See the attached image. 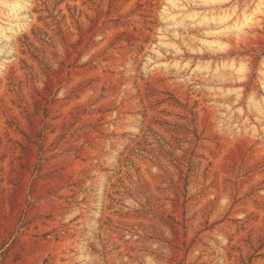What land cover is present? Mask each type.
I'll list each match as a JSON object with an SVG mask.
<instances>
[{
	"label": "rangeland",
	"instance_id": "1",
	"mask_svg": "<svg viewBox=\"0 0 264 264\" xmlns=\"http://www.w3.org/2000/svg\"><path fill=\"white\" fill-rule=\"evenodd\" d=\"M0 264H264V0H0Z\"/></svg>",
	"mask_w": 264,
	"mask_h": 264
},
{
	"label": "bare ground",
	"instance_id": "2",
	"mask_svg": "<svg viewBox=\"0 0 264 264\" xmlns=\"http://www.w3.org/2000/svg\"><path fill=\"white\" fill-rule=\"evenodd\" d=\"M251 21V15H243L241 21H239L236 24V29L237 30H242L244 26H246L249 22Z\"/></svg>",
	"mask_w": 264,
	"mask_h": 264
}]
</instances>
